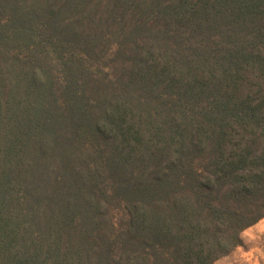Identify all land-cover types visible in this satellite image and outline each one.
<instances>
[{
  "label": "trees",
  "instance_id": "1",
  "mask_svg": "<svg viewBox=\"0 0 264 264\" xmlns=\"http://www.w3.org/2000/svg\"><path fill=\"white\" fill-rule=\"evenodd\" d=\"M264 217V0H0V264H212Z\"/></svg>",
  "mask_w": 264,
  "mask_h": 264
},
{
  "label": "rangeland",
  "instance_id": "2",
  "mask_svg": "<svg viewBox=\"0 0 264 264\" xmlns=\"http://www.w3.org/2000/svg\"><path fill=\"white\" fill-rule=\"evenodd\" d=\"M241 244L212 264H264V217L240 233Z\"/></svg>",
  "mask_w": 264,
  "mask_h": 264
}]
</instances>
